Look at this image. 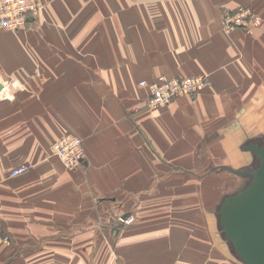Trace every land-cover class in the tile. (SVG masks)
Listing matches in <instances>:
<instances>
[{
  "label": "crops",
  "instance_id": "crops-1",
  "mask_svg": "<svg viewBox=\"0 0 264 264\" xmlns=\"http://www.w3.org/2000/svg\"><path fill=\"white\" fill-rule=\"evenodd\" d=\"M43 2L0 30V264H243L193 210L264 135V0ZM240 5L262 24L225 31ZM202 73L210 87L148 107L142 80ZM66 132L76 169L52 152Z\"/></svg>",
  "mask_w": 264,
  "mask_h": 264
},
{
  "label": "built area",
  "instance_id": "built-area-1",
  "mask_svg": "<svg viewBox=\"0 0 264 264\" xmlns=\"http://www.w3.org/2000/svg\"><path fill=\"white\" fill-rule=\"evenodd\" d=\"M42 10L41 0H0V30L24 28L30 17H36ZM225 31L234 28H243L252 32L263 22L262 16L251 6L240 5L232 12H226L222 19ZM149 93L148 107L157 108L170 104L182 95L194 94L211 86L210 76L197 75L188 77L168 78L165 75L157 80H142L140 82ZM55 152L62 158L68 168L78 167L86 157V149L83 139L71 133H66L54 144ZM28 165L22 164L10 170V176H17L28 169ZM119 221L130 225L135 221V215L121 216ZM9 235L0 234V244L8 242Z\"/></svg>",
  "mask_w": 264,
  "mask_h": 264
},
{
  "label": "water",
  "instance_id": "water-1",
  "mask_svg": "<svg viewBox=\"0 0 264 264\" xmlns=\"http://www.w3.org/2000/svg\"><path fill=\"white\" fill-rule=\"evenodd\" d=\"M247 147L255 151L257 165L241 169L229 166L249 179L237 192L222 199L218 226L232 253L243 264H264V141Z\"/></svg>",
  "mask_w": 264,
  "mask_h": 264
},
{
  "label": "rangeland",
  "instance_id": "rangeland-1",
  "mask_svg": "<svg viewBox=\"0 0 264 264\" xmlns=\"http://www.w3.org/2000/svg\"><path fill=\"white\" fill-rule=\"evenodd\" d=\"M41 3H42V9H43L44 8V2H43V0H41ZM41 13H42V10H41L40 14L37 15V16H40ZM27 26L28 25H26L25 27H27ZM162 75H165V74H162ZM162 75L157 76L155 78V80H157ZM197 75H205V74L202 73V74H197ZM197 75H185V76H182V75H175V76L165 75V76L168 77V78H174V77H184L185 78V77H188V76H197ZM157 108H159V107H157ZM154 109H156V108H154ZM66 133H68V132H66ZM66 133H64L61 137H59L53 143V146H52V152H53V154L55 156H57L63 163H64V161L62 160V158L54 150V144L60 138H62ZM69 133H71V132H69ZM71 134H73V133H71ZM76 136H78V135H76ZM80 138H82V137H80ZM255 141L256 142H262V141H264V135H262L260 139H256ZM83 142H84V139H83ZM257 162H258L257 161V157L255 155V158H253L252 162H250L247 166L250 167V168L255 167L257 165ZM22 164L28 165L29 166L28 169L33 166V163H31V162H24V163L18 164L16 166H19V165H22ZM64 165H65V163H64ZM16 166H14V167H16ZM229 166H233V165L227 164V168H222V170L224 169L223 170V175H224V180L226 181V186L224 188H218V185L220 184V182L219 181L218 182H215L214 181L215 178H211V180H212V182L214 183L215 186L213 188H204V189H201V194L199 196L200 202L199 203H196L195 210H193V211L196 212V213H200V212L207 213V212H209V215H210L211 218H209L208 221H207V219H204L202 221H196V223H195L194 226H202V227H205V229H208V231L210 230V233L208 232L210 234V236L208 237V240L211 243V245L214 246V247L215 246L218 247L217 244H219V245H225V246L227 245V247H228V254L233 255V253H232V251L230 249V246L227 243V239H225V237L221 234V231H220L219 226H218V217L217 216H218L219 206H220V203H221L222 199L226 195H229V194H232V193L237 192L247 182V180L249 179V176L248 175H239V174L235 173L233 170H231ZM76 168H74V169H76ZM236 168H238V167H236ZM241 168H243V166L240 167V169ZM9 173H10V171H9ZM214 175L216 176L217 173L214 174ZM225 181H224V183H225ZM183 210L186 211V209H183ZM0 234H2V233H0ZM2 235H7V234H2ZM9 237L11 239V236L10 235H9ZM233 256L235 258H237L235 255H233Z\"/></svg>",
  "mask_w": 264,
  "mask_h": 264
},
{
  "label": "flooded vegetation",
  "instance_id": "flooded-vegetation-1",
  "mask_svg": "<svg viewBox=\"0 0 264 264\" xmlns=\"http://www.w3.org/2000/svg\"><path fill=\"white\" fill-rule=\"evenodd\" d=\"M258 143H261V142H258Z\"/></svg>",
  "mask_w": 264,
  "mask_h": 264
}]
</instances>
